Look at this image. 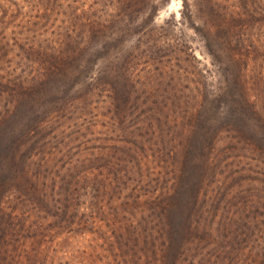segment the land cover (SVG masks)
<instances>
[{
  "label": "rangeland",
  "instance_id": "1",
  "mask_svg": "<svg viewBox=\"0 0 264 264\" xmlns=\"http://www.w3.org/2000/svg\"><path fill=\"white\" fill-rule=\"evenodd\" d=\"M10 1L13 15L0 22L3 36L32 39L36 49L55 54L74 45L62 26L74 10L91 4ZM218 4L233 15L264 16V0ZM149 5L139 4V13L106 24L101 34H88L73 61L81 69L89 53L91 62L81 71L72 67L77 75L68 80L56 75L48 91L20 101L17 92L0 94V118L6 116L13 136L37 122L22 148L37 188L44 189L38 181L45 177H63L55 189L58 209H48L37 191L32 192L36 202L1 194L3 212L23 209L38 228L30 227L26 238H0L5 239L0 264H155L151 253L134 255L137 246L125 238L126 231L136 234L134 228L144 225L149 212L189 181L191 190L179 194L189 232L181 264H264V156L251 144L264 127V25H253V33L259 31L250 52L256 60L245 67L215 36L210 58L191 29L193 24L213 31L204 0H186L185 8L182 0H166L142 24ZM120 33L121 39L111 38ZM72 39L80 41L78 35ZM8 45L0 37V63L8 59L3 54ZM23 69L30 72V66ZM248 93L254 95L249 94L256 116L239 114L250 108ZM230 115H236V130L221 129L209 150L192 151L185 174L180 156L199 120L207 118L210 129ZM51 211L63 218L51 217Z\"/></svg>",
  "mask_w": 264,
  "mask_h": 264
},
{
  "label": "trees",
  "instance_id": "2",
  "mask_svg": "<svg viewBox=\"0 0 264 264\" xmlns=\"http://www.w3.org/2000/svg\"><path fill=\"white\" fill-rule=\"evenodd\" d=\"M62 1L70 4L75 2V0ZM152 1L153 0H91V4L86 10H74L69 21L62 26V29L66 32L65 36L69 38L68 42L74 43V45L70 46L71 49H64L56 54L55 52L36 49L35 47L37 45H34V42L31 41L32 39L28 42L26 38V41L24 42L20 41L23 40L24 37H17L14 39L9 35L3 36L5 30L1 31L2 27H0L2 45L7 46L9 42L12 41V43L8 45L7 51L3 53L8 58L5 62L11 66L8 65L6 67L4 66L6 64L5 62L0 63V94L13 96V94L17 92V101H20L23 96L29 95L31 97L39 95L41 92L48 91L51 87V83L56 82V75H60V78L63 79L67 78V80L77 75V73L72 71V67L76 68V71H81L91 62L88 53L84 56L81 69L79 68V65L77 66L74 63L76 60L75 54L81 52V49H79L78 46L84 43L86 37L89 35L93 36L95 34H101L103 28L106 27V24L110 22L116 23L123 19H129L133 13L140 12L138 9L139 4L141 5L142 3L147 2L150 4V9H147L144 20L142 21L143 24L148 18L153 16V12H155L156 9H159L166 2V0H159L157 3L160 4V6L155 7V4H153ZM0 3L1 22L4 18L13 15V4L10 0H0ZM204 3L207 9V18L211 24H213V31L207 29L203 30L201 27L193 24H191L190 27L203 40L204 47L209 53L210 58L214 56L210 37L215 36L219 43L221 42L234 49L236 61L239 62L240 60L243 63L246 62L245 67L247 66V62H254L256 59L252 57L250 52L255 49L253 44L255 43L257 36H259V31L253 33V25H259L260 27L264 25L260 22V20L264 19V16L256 18L251 11H246L239 15H233L231 12L219 6L218 0H204ZM182 5L184 8L186 7V0H182ZM142 24L141 27H143ZM11 30H13V28ZM138 33L142 34L143 29H140ZM76 35L80 38V41L77 43L72 39V37H75ZM107 36L110 37V35ZM121 37V33L116 38L111 36L114 40L121 39ZM27 66H30L29 73L28 70L25 71L23 69V67ZM16 69L19 70L18 74H14ZM88 78L93 81L95 79H100L89 75ZM106 84L110 89H113L109 83ZM106 84H104V86H106ZM226 85V88L228 89L230 85H233L232 78H230ZM241 88L244 91L245 89H249L245 83L244 85H241ZM59 92L63 93L64 90ZM249 94L252 96L254 95L253 93L247 94L246 102L250 108L248 110L243 108L241 110L239 109V114L248 115L249 112L252 114L254 111V115L256 116L255 110H253L255 109V106L253 105L252 100H250L252 96ZM234 102L232 104L236 103ZM16 106L17 104L14 105V111L16 110ZM7 116L10 117L11 114H8ZM208 121L207 118L199 120L195 129L193 125L195 132H198L191 136L192 138H190L189 142L185 144L183 148V154L180 158L185 159V161L184 165L180 164V168L186 171L184 172L185 174L187 173L186 169H190L185 168V166L192 151L201 154L203 147H205L204 150H209L212 144L218 140L216 133L221 129L229 131L236 130V115L227 116L216 128L208 129L207 126L204 125L210 124ZM6 123V116L0 118V196L4 192V196L6 195L15 199H25L27 202H36L35 200L37 199L32 192L37 191L40 194L42 202L48 209H52L53 207L58 209L56 207L57 200L56 197H54L56 194L58 195V193L55 189L60 183H62L61 179L63 177L59 178L55 174L45 177L46 179L39 180L38 185L40 187L43 185L44 187L41 191V188H37L36 181L29 175V165L27 163V157H29V154L23 153L22 150L23 146L27 144V138L31 137L30 135L36 131L37 122H34L35 125H32V127H22L17 133L18 136H13V134L9 132ZM41 123H43V121H41ZM261 128L262 130L260 131L258 138L251 144L252 149L257 154L264 156V127ZM189 183L190 181L186 183L188 189H190ZM132 186L133 183L131 180L125 188L129 190ZM187 188L185 186L184 189L181 186L175 188L173 195L170 197L167 204L161 203L158 209L150 211V217L144 221L142 227L138 228L139 231L137 227L134 228L136 234H133L132 237H130L131 233L128 235L127 232L129 231H126L125 238L131 240L134 242V246H137V251H135L134 255L138 259L151 253L155 264H181L184 261L183 258L185 257L182 253L189 232L188 227H186L188 226L187 213H182L181 211L183 209H179V205L183 204L179 194L184 192V190L186 193ZM0 212L4 215L0 220V238H5L6 236L10 237L14 234H16L18 238H26L29 235L28 232L30 227H33L34 231L38 228V224L36 225L33 223L31 219L28 220V217L23 213V209H19L18 211L10 210L5 213L0 206ZM49 214H51V217L55 216V218L59 220L63 218L62 215L60 216L57 213V211H51ZM89 228H91V226ZM117 236L119 235L113 237L117 238ZM4 240L5 239H2L0 241V247H3ZM139 243L144 245V249L139 246Z\"/></svg>",
  "mask_w": 264,
  "mask_h": 264
}]
</instances>
